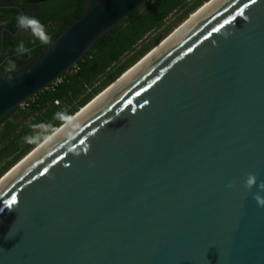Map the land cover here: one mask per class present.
Returning <instances> with one entry per match:
<instances>
[{"label":"water","instance_id":"95a60500","mask_svg":"<svg viewBox=\"0 0 264 264\" xmlns=\"http://www.w3.org/2000/svg\"><path fill=\"white\" fill-rule=\"evenodd\" d=\"M145 1L86 0L0 118ZM172 33L0 177V264H264V0H217L66 127Z\"/></svg>","mask_w":264,"mask_h":264},{"label":"trees","instance_id":"16d2710c","mask_svg":"<svg viewBox=\"0 0 264 264\" xmlns=\"http://www.w3.org/2000/svg\"><path fill=\"white\" fill-rule=\"evenodd\" d=\"M188 1H145L97 39L57 82L28 99L26 108L18 106L2 116L0 177L208 0H194L187 6ZM85 5L86 0H0V40L4 25L9 30L2 32L0 61L6 58V64L0 68V76L44 52L50 45L48 40L56 39L76 21ZM177 11L181 12L178 18L164 27ZM21 15L35 18L45 37L21 26L23 36L13 38L10 32L18 27L17 17ZM151 33L156 36L144 43ZM11 115L13 118L7 120Z\"/></svg>","mask_w":264,"mask_h":264},{"label":"bare ground","instance_id":"6f19581e","mask_svg":"<svg viewBox=\"0 0 264 264\" xmlns=\"http://www.w3.org/2000/svg\"><path fill=\"white\" fill-rule=\"evenodd\" d=\"M217 0H213L207 5H205L199 12L195 13L191 18L185 22L181 27H179L172 35H170L164 43L156 47L152 52H150L140 63L136 64L133 68H131L129 71H127L119 80H117L110 88L105 90L101 95H99L93 103H91L89 106H87L85 109H83L80 113H78L73 119H71L67 124L66 127H68L70 124H72L75 120H77L81 115H83L87 110H89L94 104H96L101 98H103L108 92H110L115 86H117L122 80H124L129 74H131L135 69H137L141 64H143L147 59H149L153 54H155L159 49H161L166 43H168L175 35H177L182 29H184L188 24H190L194 19H196L200 14H202L206 9H208L212 4H214ZM62 130V129H61ZM54 138V137H52ZM52 140V139H50ZM49 142L46 141L44 146ZM42 148V147H41ZM40 150V149H39ZM35 154V153H34ZM32 156V155H30ZM30 158V157H29ZM22 164V163H21ZM21 165H19L16 168H19ZM16 170V169H15ZM4 181L2 179L0 183Z\"/></svg>","mask_w":264,"mask_h":264},{"label":"clouds","instance_id":"9594fccd","mask_svg":"<svg viewBox=\"0 0 264 264\" xmlns=\"http://www.w3.org/2000/svg\"><path fill=\"white\" fill-rule=\"evenodd\" d=\"M17 23L20 26H24V27L32 29L34 33L38 35L39 37H45L42 26L39 25V22L35 18L21 15L17 17ZM254 182H255L254 178L252 177H249L247 180L248 185H251ZM259 203L264 204V200L259 201Z\"/></svg>","mask_w":264,"mask_h":264},{"label":"rangeland","instance_id":"374dc122","mask_svg":"<svg viewBox=\"0 0 264 264\" xmlns=\"http://www.w3.org/2000/svg\"><path fill=\"white\" fill-rule=\"evenodd\" d=\"M193 1L194 0H189L188 1V3H187V6H189V5H191L192 3H193ZM198 9V8H197ZM197 9L196 10H194L191 14H189L187 17H185L181 22H179V23H177L176 25H175V27L171 30V32L170 33H172L174 30L176 31L179 27H181L182 25L181 24H183L188 18H189V16L191 17V16H193L195 13V11H197ZM180 13L181 12H179V11H177V12H175V13H173L166 21H165V23H164V27H167V26H170L177 18H178V16L180 15ZM194 13V14H193ZM174 31V32H175ZM173 32V33H174ZM169 33V34H170ZM172 33V34H173ZM168 34V35H169ZM171 34V35H172ZM156 36V33H151L145 40H144V43L145 42H147L148 40H150V39H152V38H154ZM141 44V43H140ZM139 44V45H140ZM20 108L21 109H23V108H26V106L24 107H22V106H20ZM13 118V115H11V116H9L8 117V119L7 120H11ZM32 119V117H30V118H28V119H26V121L25 122H28L29 120H31ZM1 127H2V125H0V129H1Z\"/></svg>","mask_w":264,"mask_h":264},{"label":"flooded vegetation","instance_id":"af4514ba","mask_svg":"<svg viewBox=\"0 0 264 264\" xmlns=\"http://www.w3.org/2000/svg\"><path fill=\"white\" fill-rule=\"evenodd\" d=\"M4 30H1V33L2 32H4V31H9L8 30V28L4 25V28H3ZM11 33V36L13 37V38H21L22 36H23V34H24V31L23 30H21V26L20 25H18V27L16 28V30L14 31V32H10ZM30 35V34H29ZM5 60H6V58H4V59H2L1 61H0V68L1 67H3V68H5Z\"/></svg>","mask_w":264,"mask_h":264},{"label":"built area","instance_id":"2783aa9c","mask_svg":"<svg viewBox=\"0 0 264 264\" xmlns=\"http://www.w3.org/2000/svg\"><path fill=\"white\" fill-rule=\"evenodd\" d=\"M27 105H28V104H27L26 101H25V102H23L20 106H22V107H23V106H24V107L26 106V107H27Z\"/></svg>","mask_w":264,"mask_h":264},{"label":"snow or ice","instance_id":"6c2138e0","mask_svg":"<svg viewBox=\"0 0 264 264\" xmlns=\"http://www.w3.org/2000/svg\"><path fill=\"white\" fill-rule=\"evenodd\" d=\"M252 3L255 4L256 3V0H252ZM225 23H227V21H225Z\"/></svg>","mask_w":264,"mask_h":264}]
</instances>
